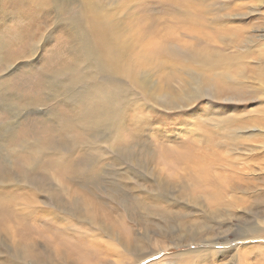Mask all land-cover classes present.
Listing matches in <instances>:
<instances>
[{"label": "rangeland", "instance_id": "374dc122", "mask_svg": "<svg viewBox=\"0 0 264 264\" xmlns=\"http://www.w3.org/2000/svg\"><path fill=\"white\" fill-rule=\"evenodd\" d=\"M0 264H264V0H0Z\"/></svg>", "mask_w": 264, "mask_h": 264}, {"label": "bare ground", "instance_id": "6f19581e", "mask_svg": "<svg viewBox=\"0 0 264 264\" xmlns=\"http://www.w3.org/2000/svg\"><path fill=\"white\" fill-rule=\"evenodd\" d=\"M103 31V30H102ZM101 35H102V33H101ZM102 37V36H101ZM103 48V47H102ZM115 60H116V57H114V58H111L110 60H109V64L110 65H113L114 64V62H115ZM54 82V81H53ZM2 100V99H1ZM47 150V149H46ZM17 182V181H16ZM15 182V183H16ZM17 184H18V182H17ZM11 197V196H10ZM37 201V200H36Z\"/></svg>", "mask_w": 264, "mask_h": 264}]
</instances>
